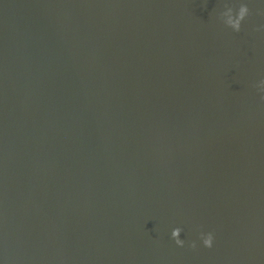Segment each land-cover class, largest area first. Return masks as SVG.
I'll return each instance as SVG.
<instances>
[{
    "label": "water",
    "instance_id": "95a60500",
    "mask_svg": "<svg viewBox=\"0 0 264 264\" xmlns=\"http://www.w3.org/2000/svg\"><path fill=\"white\" fill-rule=\"evenodd\" d=\"M261 25L264 0H0V259L264 264Z\"/></svg>",
    "mask_w": 264,
    "mask_h": 264
},
{
    "label": "clouds",
    "instance_id": "9594fccd",
    "mask_svg": "<svg viewBox=\"0 0 264 264\" xmlns=\"http://www.w3.org/2000/svg\"><path fill=\"white\" fill-rule=\"evenodd\" d=\"M249 7L247 4H241L235 11L228 9L224 12L223 15V24L226 28L230 29L234 33H238L241 30L242 22L245 21L246 17L249 16ZM264 30V25H261L260 28H255L253 31ZM260 87L264 88V80L260 82ZM261 101H264V95L260 97ZM197 233V240L199 241L200 246L203 248H211L213 245V233L210 231H201L198 226L194 229ZM180 229L173 227L169 233V239L174 242L176 247L183 248L185 247L186 241L180 237ZM187 247L190 249H195L197 247L195 241L187 242ZM0 264H5V261L0 259Z\"/></svg>",
    "mask_w": 264,
    "mask_h": 264
}]
</instances>
